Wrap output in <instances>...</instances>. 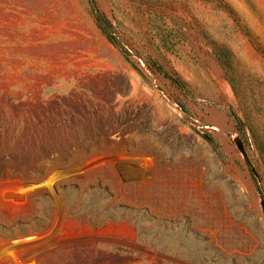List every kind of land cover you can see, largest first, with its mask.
Segmentation results:
<instances>
[{
	"label": "rangeland",
	"instance_id": "obj_1",
	"mask_svg": "<svg viewBox=\"0 0 264 264\" xmlns=\"http://www.w3.org/2000/svg\"><path fill=\"white\" fill-rule=\"evenodd\" d=\"M261 200L264 0H0V264H264Z\"/></svg>",
	"mask_w": 264,
	"mask_h": 264
},
{
	"label": "water",
	"instance_id": "obj_2",
	"mask_svg": "<svg viewBox=\"0 0 264 264\" xmlns=\"http://www.w3.org/2000/svg\"><path fill=\"white\" fill-rule=\"evenodd\" d=\"M235 143H236V146L239 149V151L241 153H244V148H243V145H242V142L240 141V139H235ZM261 207H262V211L264 213V202H263V200H261Z\"/></svg>",
	"mask_w": 264,
	"mask_h": 264
},
{
	"label": "trees",
	"instance_id": "obj_3",
	"mask_svg": "<svg viewBox=\"0 0 264 264\" xmlns=\"http://www.w3.org/2000/svg\"><path fill=\"white\" fill-rule=\"evenodd\" d=\"M93 15H94V17H95L96 21H98V20H99V18L101 19L100 15L97 13V11H96V10H94V11H93Z\"/></svg>",
	"mask_w": 264,
	"mask_h": 264
}]
</instances>
